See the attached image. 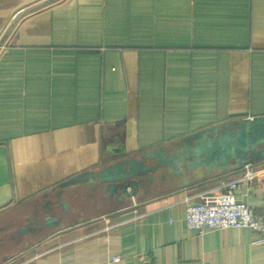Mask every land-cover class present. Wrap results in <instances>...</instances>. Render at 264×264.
I'll use <instances>...</instances> for the list:
<instances>
[{
    "label": "crops",
    "instance_id": "0c3cea01",
    "mask_svg": "<svg viewBox=\"0 0 264 264\" xmlns=\"http://www.w3.org/2000/svg\"><path fill=\"white\" fill-rule=\"evenodd\" d=\"M1 35L0 264H264V233L186 224L245 165L182 188L55 189L263 116L264 0H0ZM236 193L264 219V172Z\"/></svg>",
    "mask_w": 264,
    "mask_h": 264
},
{
    "label": "water",
    "instance_id": "95a60500",
    "mask_svg": "<svg viewBox=\"0 0 264 264\" xmlns=\"http://www.w3.org/2000/svg\"><path fill=\"white\" fill-rule=\"evenodd\" d=\"M264 160V115L251 120H231L202 129L168 144L123 159L98 171H85L56 187L87 184L91 189L122 193L130 181L142 184L170 182L182 188L212 176ZM66 209V207H65Z\"/></svg>",
    "mask_w": 264,
    "mask_h": 264
},
{
    "label": "built area",
    "instance_id": "2783aa9c",
    "mask_svg": "<svg viewBox=\"0 0 264 264\" xmlns=\"http://www.w3.org/2000/svg\"><path fill=\"white\" fill-rule=\"evenodd\" d=\"M246 166V174L241 178L224 179L220 182V192L202 195L199 202L189 201L186 206V224L198 234L232 227L249 228L264 233V219L257 217L252 208L236 193L243 180L264 172V167L252 169V163ZM131 192L133 188L128 187ZM117 258V257H116ZM115 258V259H116Z\"/></svg>",
    "mask_w": 264,
    "mask_h": 264
},
{
    "label": "rangeland",
    "instance_id": "374dc122",
    "mask_svg": "<svg viewBox=\"0 0 264 264\" xmlns=\"http://www.w3.org/2000/svg\"><path fill=\"white\" fill-rule=\"evenodd\" d=\"M0 46L3 47V35L0 36Z\"/></svg>",
    "mask_w": 264,
    "mask_h": 264
}]
</instances>
